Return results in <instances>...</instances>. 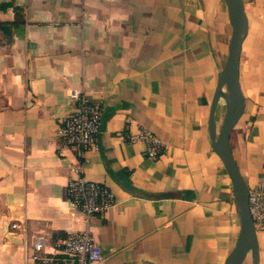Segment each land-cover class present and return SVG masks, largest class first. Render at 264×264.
<instances>
[{
	"label": "crops",
	"instance_id": "1",
	"mask_svg": "<svg viewBox=\"0 0 264 264\" xmlns=\"http://www.w3.org/2000/svg\"><path fill=\"white\" fill-rule=\"evenodd\" d=\"M242 3L228 146L249 189L264 183V0ZM230 31L222 0H0V264H34V236L85 229L65 195L76 158L58 136L70 88L103 114L83 175L116 197L87 224L96 264H224L239 223L207 121ZM223 112L218 100L215 133ZM140 128L162 141L157 159L126 141Z\"/></svg>",
	"mask_w": 264,
	"mask_h": 264
},
{
	"label": "built area",
	"instance_id": "2",
	"mask_svg": "<svg viewBox=\"0 0 264 264\" xmlns=\"http://www.w3.org/2000/svg\"><path fill=\"white\" fill-rule=\"evenodd\" d=\"M67 96L73 104L72 111L60 120L58 136L63 146L72 148L76 162L69 167L71 175L65 184V195L73 209L82 214L85 229L55 235L50 243L44 237L34 236L28 259L34 264H96L101 258L100 248L87 229L88 221L111 209L116 197L104 184L86 179L82 168L85 154L96 149L102 124L101 107L89 101L81 88H70ZM126 141H140L143 155L157 159L163 151L160 138L149 129L140 128L135 134L126 135ZM247 208L255 231L264 233V183L249 188ZM11 228H17L15 223Z\"/></svg>",
	"mask_w": 264,
	"mask_h": 264
},
{
	"label": "water",
	"instance_id": "3",
	"mask_svg": "<svg viewBox=\"0 0 264 264\" xmlns=\"http://www.w3.org/2000/svg\"><path fill=\"white\" fill-rule=\"evenodd\" d=\"M222 1L226 7L231 31L226 58L217 77L209 107L207 133L211 149L218 156L231 180L234 210L239 223L234 246L224 264H242L247 254L250 257V264H257L256 233L247 208L248 188L230 155L228 146V134L242 112V95L238 84V57L246 32V19L242 0ZM218 100L223 101L224 112L219 129L215 133L214 112Z\"/></svg>",
	"mask_w": 264,
	"mask_h": 264
},
{
	"label": "rangeland",
	"instance_id": "4",
	"mask_svg": "<svg viewBox=\"0 0 264 264\" xmlns=\"http://www.w3.org/2000/svg\"><path fill=\"white\" fill-rule=\"evenodd\" d=\"M249 256H247V258L245 259V262L243 264H249Z\"/></svg>",
	"mask_w": 264,
	"mask_h": 264
}]
</instances>
